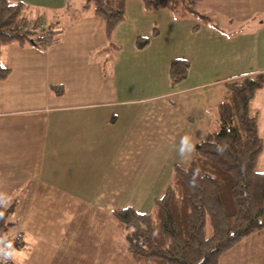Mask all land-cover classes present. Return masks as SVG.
Returning <instances> with one entry per match:
<instances>
[{"label": "crops", "instance_id": "obj_1", "mask_svg": "<svg viewBox=\"0 0 264 264\" xmlns=\"http://www.w3.org/2000/svg\"><path fill=\"white\" fill-rule=\"evenodd\" d=\"M11 1L52 15L44 21L56 32L47 47L10 42L0 53V63L10 68L0 80V204L16 201L23 233L11 264H134L111 211H150L174 165H185L212 131L209 109L223 100L225 81L264 72V0L252 13L254 2L244 0L252 23L232 30L214 13L228 24L240 0L195 1L217 26L125 0V19L110 40L85 0ZM131 4L142 24L124 42V26L137 23ZM141 37L146 44L138 45ZM109 50L118 54L112 63ZM173 58L189 62L175 84L169 80ZM145 73L147 83L137 85ZM250 110L264 143V85ZM260 164L264 145V171ZM259 260L264 264V246Z\"/></svg>", "mask_w": 264, "mask_h": 264}, {"label": "trees", "instance_id": "obj_2", "mask_svg": "<svg viewBox=\"0 0 264 264\" xmlns=\"http://www.w3.org/2000/svg\"><path fill=\"white\" fill-rule=\"evenodd\" d=\"M142 1L147 9L167 8L175 17L216 25L210 14L195 7L196 0ZM25 4L0 0V53L10 42L39 47L52 42L51 25L44 34L35 28L41 20H23ZM89 7L104 20L110 40L125 19V0H85L84 8ZM141 38L138 45L146 44L147 39ZM188 68L186 59L173 58L170 82L185 78ZM9 72L0 63V80ZM263 85L264 72L225 81L226 94L217 105V129L195 145L185 165H174L171 181L154 199L152 209L144 212L127 206L111 211L134 264H219L246 236L264 234V171L256 168L264 143L257 117L250 114L255 92ZM54 88L61 92L59 85ZM15 204V200L0 204V245L10 237L7 229L13 224ZM3 256L0 253V262Z\"/></svg>", "mask_w": 264, "mask_h": 264}, {"label": "rangeland", "instance_id": "obj_3", "mask_svg": "<svg viewBox=\"0 0 264 264\" xmlns=\"http://www.w3.org/2000/svg\"><path fill=\"white\" fill-rule=\"evenodd\" d=\"M83 1V0H81ZM77 2V0H72V3ZM251 2H254V7L252 9H249V11L252 13L255 10H259V0H251ZM249 4V1L247 2ZM26 7L23 11V20H25L26 18H29L31 20L37 19L36 17H38V19L40 20H45L47 23H50V20H53L54 17L52 15H38L37 12L35 11V9H33V7H31L30 5L25 4ZM237 7H234L233 12L234 15H232V19L228 24H223V18L214 13L215 16V21L219 24H221L222 26H224L226 29L228 30H232V29H240V28H244L247 27L249 25H251L252 23V19H250V17H248L247 15V10L244 9L243 7H241L242 5L244 6V0H240V3L237 2L236 3ZM240 5V6H239ZM132 7V12L130 14V16L132 18H134L137 23H131L128 25H125L123 28V33H127V32H131L132 30H134L135 28H139L140 25L142 24V19L139 15L135 14L133 12V4H131ZM62 11L58 12V15L61 14ZM37 14V15H36ZM126 15V14H125ZM255 16L259 17V11L256 12ZM43 18V19H42ZM65 17L62 15V24H65ZM115 31V29H114ZM53 33V37H55L56 32L55 30L52 32ZM132 34L131 33H127L126 35L120 37L122 41L127 42V40L129 38H131ZM128 49V48H125ZM177 53H179L177 51ZM109 62H113L115 58L118 57L117 51L116 50H109ZM107 67V64H106ZM106 70L110 71V67H107ZM147 73L140 75V77H138L136 84L137 85H144L145 83H147ZM159 91L163 90V77L162 74H159ZM147 89V88H146ZM143 89L142 91L145 92L147 94V90ZM155 91V89L153 90V92ZM209 112L212 113L213 115V120H212V125L209 126L210 130H216L217 129V107H212L211 109H209ZM250 114L253 115L252 110H250ZM216 119V120H215ZM215 125V126H214ZM198 129H200V126L198 127ZM201 134L198 135H194L192 136V140L196 139V136H198L200 138ZM186 148H188V146H184ZM181 148V146H180ZM258 163L256 164V168L259 170V158H258ZM182 165V164H181ZM264 165L260 164V168H263ZM171 177H172V171L171 174H169V179H168V183L171 181ZM163 185V184H162ZM163 194V193H162ZM160 196V195H159ZM154 203V201H153ZM10 220L13 221V224H11L9 226V228L7 229V233L9 235H12L13 233H15L17 231L18 228V217L16 218V216H14V213H12ZM211 232V227L209 224H207V229H206V233L207 235H209ZM122 239V236H121ZM261 243V242H260ZM259 243V234H253V235H248L246 236L241 243L238 245L237 248H235L230 254H227L226 256H223L222 259L220 260L219 264H260L261 260H259V246H264V244H260ZM122 255V254H121ZM124 264H126V261H124Z\"/></svg>", "mask_w": 264, "mask_h": 264}, {"label": "built area", "instance_id": "obj_4", "mask_svg": "<svg viewBox=\"0 0 264 264\" xmlns=\"http://www.w3.org/2000/svg\"><path fill=\"white\" fill-rule=\"evenodd\" d=\"M31 26L32 25L30 24L28 27H31ZM35 28H38L44 34H48V29H49L48 24L43 20L37 22ZM22 240H23V233L22 231L17 230L15 233L10 235V237L8 238L6 242L0 245V253L4 255L0 264L9 263V257L11 255V254L9 255V253H11V250L14 248V246L17 243L22 242Z\"/></svg>", "mask_w": 264, "mask_h": 264}, {"label": "clouds", "instance_id": "obj_5", "mask_svg": "<svg viewBox=\"0 0 264 264\" xmlns=\"http://www.w3.org/2000/svg\"><path fill=\"white\" fill-rule=\"evenodd\" d=\"M189 141V137L185 136L181 140V155H183L184 152V145H186Z\"/></svg>", "mask_w": 264, "mask_h": 264}]
</instances>
